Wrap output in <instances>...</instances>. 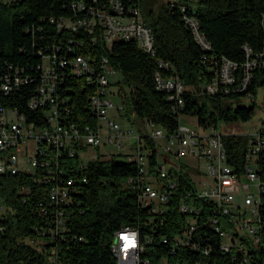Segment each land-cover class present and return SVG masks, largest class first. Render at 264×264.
Listing matches in <instances>:
<instances>
[{
    "label": "trees",
    "instance_id": "1",
    "mask_svg": "<svg viewBox=\"0 0 264 264\" xmlns=\"http://www.w3.org/2000/svg\"><path fill=\"white\" fill-rule=\"evenodd\" d=\"M112 0H15L0 2V107L25 115L28 123L44 124V110H33L29 103L35 97L41 78L43 55L57 53L68 57L83 54L95 66L105 57L110 67L122 76L129 92L118 95L129 105L130 121L155 124L167 135L176 132L179 115L196 118L205 128L220 123H248L254 114L250 108L235 107L234 102L252 100L258 86L264 87V68L253 71L246 91L213 96L203 93L213 83L219 61L225 57L238 66V82L245 65L264 49V0H194V8L184 12L180 4L168 2L158 12L142 13L144 22L153 30L155 55L145 52L136 40H116L107 44L100 25L94 34L85 30H59L63 19L76 22L89 18L87 11L75 12L74 3L102 9ZM127 9L139 8L140 0H120ZM142 12V11H141ZM193 17L199 32L210 44L203 50L195 40L184 17ZM73 40V52L68 42ZM251 51L248 55L246 49ZM169 63L173 70H162L159 62ZM62 94L69 98L72 114L69 122L95 126V115L89 109V98L96 89L87 76L70 75L65 70ZM179 76L185 86V106L176 108L167 92L158 91L155 76ZM12 77V91L1 89L4 77ZM15 76L22 83L15 86ZM176 108V109H175ZM67 122V123H69ZM150 156V169L157 165L156 145L143 132ZM229 161L239 170L244 162L247 142L238 135H224ZM74 157L64 154L61 168L65 177L76 180L71 203L66 210V230L57 236L51 218L40 215L39 200L48 204L47 191L35 186L32 179L21 175L0 176V198L6 215L0 221V264H118L112 245L117 232L125 227L139 231L144 250L142 260L150 264H264V250L246 243V252L222 249L223 241L211 224V205L203 202V212L193 219L195 232L184 236L189 219L179 211L182 189L174 194L163 214L143 207L129 180L140 174V167L128 156L90 161L81 167L79 151ZM85 180V181H84ZM32 187L22 195L21 186ZM47 207V206H46ZM49 208V207H48ZM53 212V210H51ZM264 211H262V214ZM244 243V244H245ZM207 251L208 254L205 253Z\"/></svg>",
    "mask_w": 264,
    "mask_h": 264
},
{
    "label": "built area",
    "instance_id": "2",
    "mask_svg": "<svg viewBox=\"0 0 264 264\" xmlns=\"http://www.w3.org/2000/svg\"><path fill=\"white\" fill-rule=\"evenodd\" d=\"M169 2L180 4L184 12L188 5L194 8L193 0ZM72 8L75 12L87 11L89 18L76 22L60 20L57 22L59 30H85L88 34H94L97 25H100L102 38L107 44L116 40H136L145 52L155 55L153 30L144 22L139 8L127 9L120 0H112L102 9L93 6L88 9L83 3H74ZM184 21L192 29L198 45L205 51L211 50L210 44L199 32L197 20L185 16ZM72 44L73 40H69L67 47L74 53ZM61 46L56 47L57 53H40L43 58L40 83L35 97L29 103L33 110H44V124L28 123L25 115L0 107V176L29 177L35 186H42L44 192L47 191L48 204L45 205L44 200H39L38 204L40 215L52 220L54 229H50L51 234L57 236L66 230V210L76 189L75 178L65 177L61 168L62 156L68 154L74 157L78 152L76 148L92 147L99 150L103 159L122 155L138 164L140 174L131 178L129 184L138 195L140 204L153 213L163 214L172 194L181 188L179 211L192 219L184 236L195 232L193 219L202 214L201 203L207 202L213 209L211 224L223 241V250L230 252L236 248V251L246 252L245 241L254 249L264 250V124L248 141L244 162L238 170L229 161L224 134L218 132V128H203L198 124L200 131H197L181 123L183 118L191 117L179 115L178 129L167 135L155 124L143 122L150 128V134H145L154 141L157 150V165L152 173L144 138L139 136L135 144L126 147L125 139L131 138L133 132L124 131L116 118L109 115V111L115 107L108 100V89L110 77L116 72L110 67L108 59L103 57L96 61V69L83 54L73 57L60 54ZM246 51L248 55L251 54L248 48ZM258 67L264 68V49L245 65L242 81L238 82L237 64L223 57L219 61L216 78L203 93L213 96L246 91L253 79V71ZM159 68L173 70L169 63L162 61L159 62ZM65 70L78 77L86 75L90 83H95L96 89L89 98L95 126L69 122L72 107L69 98L60 91ZM15 77V86H19L22 81L19 76ZM3 80L1 89L6 93L12 91V77L5 76ZM155 82L158 91L167 92L170 100L176 102V108L185 106V86L179 76L165 75L159 71ZM117 111L123 113L124 106H118ZM192 119L197 121L196 118ZM108 147L119 151L104 152ZM123 149H128V152L124 153ZM85 165L81 164V167ZM202 165L206 168V174L201 171ZM32 190V187L23 185L19 192L27 195ZM238 197L244 198L245 211L237 202ZM6 209L0 198V221L5 218ZM246 210L251 211L250 218ZM2 230L3 227H0V232ZM143 250L139 231L125 227L117 232L112 251L118 264H150L142 260ZM205 253L208 254L207 251Z\"/></svg>",
    "mask_w": 264,
    "mask_h": 264
},
{
    "label": "rangeland",
    "instance_id": "3",
    "mask_svg": "<svg viewBox=\"0 0 264 264\" xmlns=\"http://www.w3.org/2000/svg\"><path fill=\"white\" fill-rule=\"evenodd\" d=\"M15 0H0V2H12ZM169 1L173 0H140V7L143 14L154 11L158 13L164 5H166ZM193 4L195 1L193 0ZM122 76L119 73H116L110 77V86L108 89V100L114 105L115 109L109 111V115L113 118H116V121L122 126L124 131H132L133 136L131 138L125 139L124 144L126 147H130L137 142V138L141 136L142 133L150 134L151 130L148 126L144 125L142 121L133 120L130 121L128 117L129 105L125 100L118 95V92L121 90V93L127 95L129 92L128 87L122 83ZM235 107H247L250 108L254 105V114L250 122L248 123H220L218 126V132L224 135L235 134L241 136L244 141L247 142L252 137V134L256 133L264 124V87L258 86L255 91V97L250 100L247 98H243L242 100L234 102ZM125 108V111L121 114L118 113L117 107ZM183 126H190L191 128L200 131L198 123L195 119L192 118H183L181 120ZM144 130V131H143ZM246 145V147H247ZM246 149V148H245ZM104 152H118L119 150L108 147L103 150ZM124 153L128 152V149H123ZM100 157V152L97 149L92 147L82 148L79 151V161L81 164H88L90 161L96 160ZM30 165H28V169H30ZM201 171L206 174V168L204 165L201 166ZM195 178V177H194ZM237 202L242 206L243 211H245L244 207V198L238 197ZM248 214V218L251 217V211L246 210Z\"/></svg>",
    "mask_w": 264,
    "mask_h": 264
}]
</instances>
